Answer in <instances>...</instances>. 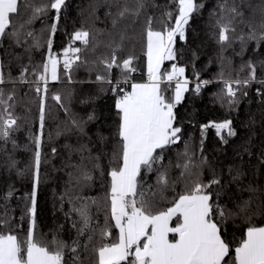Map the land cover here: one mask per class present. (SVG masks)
I'll return each instance as SVG.
<instances>
[{
    "label": "snow or ice",
    "instance_id": "6c2138e0",
    "mask_svg": "<svg viewBox=\"0 0 264 264\" xmlns=\"http://www.w3.org/2000/svg\"><path fill=\"white\" fill-rule=\"evenodd\" d=\"M65 5L66 0H0V169L9 175L15 172L31 184V192L20 198L24 208L18 221L8 206L15 186L9 184L0 194V264H264V147L254 151L249 137L227 165L209 160L203 139L209 129L215 130L222 145L237 135L233 120L225 118L201 126L198 156L185 141L176 161L164 163L165 154L182 140L175 109L190 90L185 67L178 63L182 50L176 45L186 40L193 14L205 7L202 0H164L163 4L158 0H102L110 29L90 31L82 26L70 34L62 53H56L53 38ZM50 11H54V22L37 32L34 22L43 23ZM210 15L215 17V36L221 46L218 77L222 87L215 94L221 105L229 113L235 110L254 82L260 85L256 93L264 104V78L257 75V64L264 73V60L249 59L241 65L240 71L246 73L242 79L239 73L226 79L225 61L232 62L223 56L237 41L238 56H243L250 41L257 50L264 46V0H218ZM238 26H243L239 33ZM102 33L107 34L106 40L98 38ZM101 47L104 51L97 56ZM17 48L22 51L16 52ZM137 48L145 58L144 82H136L132 75L139 70ZM40 49H46V59L42 52L37 64L32 54ZM88 53L95 58L90 60ZM165 61L174 63L162 70ZM13 62L19 68L16 76L10 70ZM80 68L88 73V80L74 81V70ZM114 69L118 74H113ZM193 75L192 90L197 94L212 83L201 80L195 71ZM50 81L96 87L81 89L77 111L74 92L57 90L49 95ZM24 84L35 92L39 105L37 127L29 130L28 143L23 145L29 158L21 168L15 156L21 145L14 133L21 127L15 114L17 85ZM109 92L115 109L111 125L106 124L107 117L102 120L97 104ZM48 99L64 115L54 135L45 130ZM61 137L66 141L62 145L66 156L61 167L53 169H68L59 200L62 206L67 197L72 204L66 219H71L72 212L78 217L72 220L76 237L71 243L60 239L58 231L46 241L37 224L38 190L47 179L42 165L59 154L56 146L50 153L45 146ZM173 168L180 170L175 180L170 176ZM151 172L156 173L154 185L144 180ZM98 178L102 196L79 195ZM180 182L184 187L177 191ZM169 191L170 200L165 195ZM225 196L227 200L222 199ZM157 197L167 204L158 206ZM229 222L240 231L239 238L235 233L228 237Z\"/></svg>",
    "mask_w": 264,
    "mask_h": 264
},
{
    "label": "trees",
    "instance_id": "16d2710c",
    "mask_svg": "<svg viewBox=\"0 0 264 264\" xmlns=\"http://www.w3.org/2000/svg\"><path fill=\"white\" fill-rule=\"evenodd\" d=\"M163 4L164 0H158ZM205 7L198 13L193 14V18L189 22V26L186 29V40L177 41L176 47L182 50L178 55V63L180 66L185 67V76L190 80V90L184 94V99L177 105L175 111L177 114V122L183 129V137L181 142L172 146L171 151L167 152L165 164L168 160L176 161L177 153L184 151V142L188 141L190 147L199 155V145L202 139L201 126L209 123L210 121H222L225 118L233 120V127L237 131V135L229 140L227 145H222L219 142V138L215 135L214 129H209L204 139V154L208 156L209 160H215L219 163L227 165L231 162V158L237 148L245 143L249 137L252 138L253 150L258 151L260 147H264V104H261V99L256 93V89L260 87L258 83H253L248 89L247 97L239 98V105L235 110L229 111L226 107L221 105V102L215 95L219 93L222 87V82L219 80L218 74L221 71V61L218 58L220 55V44L217 43L215 33L218 29L215 26V17L211 16L214 7L218 0H202ZM254 3H259V0H253ZM102 0H66V5L62 9L61 17L58 22V30L53 38V51L56 53H62L64 47L67 46L69 36L75 30L80 29L82 26L90 31L110 29V20L105 16L106 9L102 6ZM95 8V15H93V9ZM44 22L37 20L33 24V28L39 32V30L45 27V24H51L54 22V11H50L46 17L43 18ZM243 26L237 27V33L240 32ZM244 31H247L245 28ZM100 40H106L107 34L102 33L99 37ZM77 46H81L80 42H76ZM7 47V44H5ZM16 52H21L22 49H15ZM103 47L98 48L96 55H100L103 52ZM240 51L239 42H235L231 47L226 48L223 52V56L231 60V65L224 64L225 78H236L239 73L242 79L245 72H241L240 68L243 62L252 59L254 61L264 60V46L256 49V43L250 41L244 51L243 56L235 55ZM44 53L43 59H46V49H40L33 52L34 63H40L42 61L41 53ZM82 56L85 53L81 54ZM88 58L94 59L95 57L88 53ZM137 55L140 57L137 62L138 71L133 73V77L137 81L146 80V66L145 58L137 48ZM0 56H3V49H0ZM7 59V58H5ZM25 63L27 60L25 59ZM171 63L174 61H165L163 69H170ZM62 69V65H61ZM9 69H5L7 72ZM13 76L18 75V65L13 62L10 67ZM199 73L201 80H209L212 83L204 85L201 91L197 94L192 89L194 88V82L196 77L193 72ZM113 74H118V70L114 69ZM258 77L264 78V73L261 72L259 64H257ZM90 77L84 68L74 70V81L88 80ZM94 79V75L91 77ZM96 86L88 84H80L73 82L68 84L64 82H51L49 83L50 94L54 91H67L72 90L74 92L73 105L77 111L80 110V106L76 104V97L79 96L81 89L95 88ZM48 110L46 118V133L52 132L55 134V129L59 122L64 119L62 112L57 113L55 102L48 99ZM98 111H100L103 117H107L106 124L111 125L114 120V97L109 92L103 96L98 102ZM38 105L39 101L36 98L34 91L29 90L27 84L17 85V97L15 114L20 117L18 123L21 124L20 130L14 133V138L21 145V149L15 154L16 159L20 161L19 167L23 168L28 161L29 153L23 150V145L28 143L29 130L35 131L38 121ZM254 119L255 123H251ZM107 133V129H105ZM65 138L53 140L52 143L46 144L45 152L50 153L51 147L54 145L58 148L59 154L55 158H51V163L43 166L42 173H47V179L41 184L38 190L37 196V224L38 232L42 233L46 241H51L54 232H59V238L71 243L76 237V230L72 228V220H78L75 212L71 213V219H66L65 213L69 212L72 208V204L65 198L63 205L60 203V196L65 192L68 176L64 171H56L61 167L66 153L64 152L62 145L65 143ZM9 149L11 145H8ZM75 159V157H74ZM106 164L107 161L105 160ZM179 169L173 168L170 171V176L173 180L179 177ZM209 173L205 170V179H208ZM146 184L154 185L156 181V173H147L144 176ZM15 186L16 192L13 198L9 201L8 206L13 209V216L15 221L19 220L22 214L24 204L21 197L25 193L31 192V184L27 179L19 178L15 172L9 175L6 171L0 169V194L7 191L8 185ZM183 182L176 185L177 191L183 190ZM79 195L84 197H100L103 195V189L100 187L99 178L96 180L92 188H85L79 192ZM168 200L171 199L172 193L169 191L165 193ZM227 200V196L222 198ZM158 206H165L167 201L160 202L157 197ZM77 206L79 203L77 202ZM170 206V205H168ZM93 215L96 213V208L91 209ZM100 220H103V214L100 215ZM63 225V229L59 230V226ZM79 226V224L77 225ZM23 228L27 229V222L23 224ZM233 233L239 238L240 231L236 230L231 222L227 226V235L232 237Z\"/></svg>",
    "mask_w": 264,
    "mask_h": 264
},
{
    "label": "crops",
    "instance_id": "0c3cea01",
    "mask_svg": "<svg viewBox=\"0 0 264 264\" xmlns=\"http://www.w3.org/2000/svg\"><path fill=\"white\" fill-rule=\"evenodd\" d=\"M163 67V66H162ZM137 82H143V81H137ZM175 223V221H173V224Z\"/></svg>",
    "mask_w": 264,
    "mask_h": 264
},
{
    "label": "built area",
    "instance_id": "2783aa9c",
    "mask_svg": "<svg viewBox=\"0 0 264 264\" xmlns=\"http://www.w3.org/2000/svg\"><path fill=\"white\" fill-rule=\"evenodd\" d=\"M172 64V63H171Z\"/></svg>",
    "mask_w": 264,
    "mask_h": 264
},
{
    "label": "rangeland",
    "instance_id": "374dc122",
    "mask_svg": "<svg viewBox=\"0 0 264 264\" xmlns=\"http://www.w3.org/2000/svg\"><path fill=\"white\" fill-rule=\"evenodd\" d=\"M144 82V81H143Z\"/></svg>",
    "mask_w": 264,
    "mask_h": 264
}]
</instances>
